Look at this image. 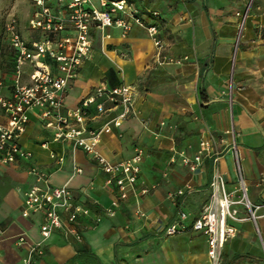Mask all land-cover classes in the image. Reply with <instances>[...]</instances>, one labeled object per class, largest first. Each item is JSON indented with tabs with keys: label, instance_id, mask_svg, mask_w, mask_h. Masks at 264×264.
Segmentation results:
<instances>
[{
	"label": "crops",
	"instance_id": "crops-1",
	"mask_svg": "<svg viewBox=\"0 0 264 264\" xmlns=\"http://www.w3.org/2000/svg\"><path fill=\"white\" fill-rule=\"evenodd\" d=\"M127 2L158 13L150 21L158 25L161 47L138 25L126 32L115 24L92 26L90 53L66 85L61 112L100 87L133 85L132 109L118 126L112 119L119 105L101 112L92 105L87 122L101 128L98 148L112 160L130 157L141 147L142 178L152 186L138 202L129 196L114 205L115 187L106 184L95 159L70 140H53L51 129L30 111L19 140L32 156L0 163V264H20L41 238V214L21 213L24 191L34 181L29 172L33 163L49 172L50 184L67 185L100 219H81L79 239L53 231L31 264H208L206 234L191 223L209 197L213 158L227 188L235 185L231 125L249 197L259 207L256 224L249 219L234 222L237 231L222 246L220 264H264V0L252 4L257 10L248 14L236 63H230L229 48L218 42L220 37L229 41L231 34H221L213 18L236 17L228 3ZM179 53L190 55L189 63L173 61ZM229 75L234 88L227 94ZM202 136L210 140L209 152L192 171L181 157L193 156ZM51 153L63 160L57 162ZM138 207L145 217L138 216ZM181 212L186 213L184 228L167 235L165 227L179 221ZM21 234L26 238L19 245Z\"/></svg>",
	"mask_w": 264,
	"mask_h": 264
},
{
	"label": "built area",
	"instance_id": "built-area-1",
	"mask_svg": "<svg viewBox=\"0 0 264 264\" xmlns=\"http://www.w3.org/2000/svg\"><path fill=\"white\" fill-rule=\"evenodd\" d=\"M249 0L242 14L241 25L248 16ZM33 9L27 18V28L33 37L24 35L15 13L6 14L3 22L5 41L12 50V65L0 77V163L15 162L19 158H30L32 151L25 148L19 140L29 120V113L36 111L41 124L52 131V139L72 141L73 147H80L96 161L97 167L106 175V184L113 185L116 199L113 204L129 196L138 202L139 197L149 191L152 184L142 178L140 162L144 155L141 147L127 158L112 160L98 148L101 128L90 125L91 106L101 112L110 106L119 105V113L112 119L118 126L131 111L136 98L133 85L122 83L104 86L83 97L74 108L61 112L68 81L79 74L82 63L90 53L92 40L90 29L96 26L117 25L124 32L133 25L146 29L156 47H161L159 28L150 17L158 16L154 10L142 9L131 5L127 0H30ZM239 39V38H238ZM6 89L7 92L2 90ZM230 148L234 155L235 185L229 189L226 180L217 168V157L213 158V170L209 181L210 194L203 203L198 215L193 219L191 228L206 234L209 258L208 264H217L225 241L236 234L234 222L249 219L256 224L258 217L254 203L248 194V184L242 172L237 146V134L231 125ZM210 140L200 137L196 153L189 157L182 155V162L190 170H197L204 156L209 152ZM57 162L63 157L51 153ZM81 171L80 168H75ZM33 183L24 191L22 215L40 213V240L31 244L20 264L34 262L35 252H39L41 242L57 229L76 239L81 237V219H91L97 223L98 213L81 203L67 185H52L49 172L36 163L30 165ZM182 193V190H178ZM244 215L240 214V211ZM138 216L145 217L137 208ZM167 225V235L180 232L184 225L181 219ZM25 235L17 237L16 243L25 242Z\"/></svg>",
	"mask_w": 264,
	"mask_h": 264
},
{
	"label": "rangeland",
	"instance_id": "rangeland-1",
	"mask_svg": "<svg viewBox=\"0 0 264 264\" xmlns=\"http://www.w3.org/2000/svg\"><path fill=\"white\" fill-rule=\"evenodd\" d=\"M212 1H215V3L217 4L228 3L232 7L233 14L236 16V17H213L215 20V24L217 25V29L219 32H221V34L224 33L231 34L229 41L222 40L223 38L220 37L218 38L219 39L218 42L219 45H223L229 48L228 58L230 63H232V61L236 63L239 54L238 47L242 41L246 26L248 24L249 17H251V16L245 17L243 25H241L243 19L242 14L247 8L249 1L248 0H212ZM254 6L255 5L250 6L248 12L249 14L256 12L257 9H255ZM32 9L33 6L30 0H0V77L3 75L2 71L8 68L7 54L9 52V45L2 37V32H1L2 21L5 18L6 14H8L9 12L15 13L18 18L23 34L27 36L28 35L27 18L31 14ZM224 18L232 19V20L228 21L225 20ZM218 20L221 21L220 25L223 26L222 30H220L219 28ZM231 23L233 24L232 26L230 25ZM224 27H226L225 30ZM230 28H233V30L231 31ZM238 37L239 39H238L237 47H235ZM173 61L178 62L179 64L189 63L190 55L179 53L177 57L174 58ZM233 88H234L233 77L229 75L227 81L226 93L227 94L231 93L233 91ZM2 91L7 92L6 89H3ZM217 264H220V260L218 261Z\"/></svg>",
	"mask_w": 264,
	"mask_h": 264
},
{
	"label": "trees",
	"instance_id": "trees-1",
	"mask_svg": "<svg viewBox=\"0 0 264 264\" xmlns=\"http://www.w3.org/2000/svg\"><path fill=\"white\" fill-rule=\"evenodd\" d=\"M150 18H151V17H150ZM3 22H4V19H3V21H2L1 32H2V37H3V39L5 40V34H4ZM7 62H8V68L4 69V70L2 71L3 73L9 71L10 68H11V65H12V50L10 49V47H9V52H8V54H7Z\"/></svg>",
	"mask_w": 264,
	"mask_h": 264
},
{
	"label": "water",
	"instance_id": "water-1",
	"mask_svg": "<svg viewBox=\"0 0 264 264\" xmlns=\"http://www.w3.org/2000/svg\"><path fill=\"white\" fill-rule=\"evenodd\" d=\"M239 38V37H238ZM238 38H237V41H236V45H235V47H237V43H238Z\"/></svg>",
	"mask_w": 264,
	"mask_h": 264
}]
</instances>
